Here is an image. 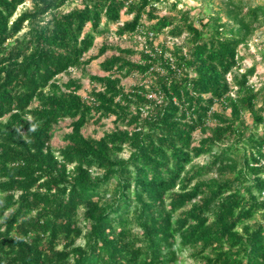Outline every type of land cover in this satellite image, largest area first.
Masks as SVG:
<instances>
[{"label":"trees","instance_id":"1","mask_svg":"<svg viewBox=\"0 0 264 264\" xmlns=\"http://www.w3.org/2000/svg\"><path fill=\"white\" fill-rule=\"evenodd\" d=\"M206 1L0 0V264H264V0Z\"/></svg>","mask_w":264,"mask_h":264},{"label":"rangeland","instance_id":"2","mask_svg":"<svg viewBox=\"0 0 264 264\" xmlns=\"http://www.w3.org/2000/svg\"><path fill=\"white\" fill-rule=\"evenodd\" d=\"M172 0H168V2L160 3L157 5V11L159 14H163L167 12L169 3ZM219 0H210V6L217 7ZM73 5V4H72ZM30 2L26 1L20 9L29 7ZM184 8L190 9V12L193 16L197 14H202L207 9V1L206 0H180L178 5ZM67 6L65 8L68 9ZM125 18L122 17V19ZM114 29V26H111ZM161 38V37H160ZM159 38V39H160ZM264 27H260L255 31L252 38L249 40L247 46H242L239 48V55L242 56L241 67L246 68L251 64H255V73L251 76L250 81L255 85L259 86L262 82H264ZM141 38L137 35L135 36H123L117 37L112 32H109L105 35L99 36L95 38L94 47L89 51V53L94 54L96 52V47H98L101 43L107 44H117L119 46H135L137 48L140 47ZM107 54H110L107 53ZM105 57V55H101L100 57L92 60L86 67L85 70L91 74H103V72L99 68V62ZM69 76L72 77H80V70L71 69L69 72L63 73L59 75L61 80H66ZM134 81L133 78L127 77L122 80V84L128 86ZM82 89L80 90L82 95H85L86 92L90 89V84L87 78L81 79ZM245 121L250 124L251 118L248 113L244 115ZM111 119L108 118L103 120L100 125L89 124L83 128V132L85 134H90L95 137H98L102 134L103 131L111 128ZM68 123L69 119H65L61 121L59 125L56 127L53 138L51 139V145L54 147L61 146L63 144V134L68 131ZM126 155L127 152H124ZM204 160V157H199L197 161L201 162ZM178 264H196L194 259L189 255V250H182L179 253V261Z\"/></svg>","mask_w":264,"mask_h":264},{"label":"built area","instance_id":"3","mask_svg":"<svg viewBox=\"0 0 264 264\" xmlns=\"http://www.w3.org/2000/svg\"><path fill=\"white\" fill-rule=\"evenodd\" d=\"M227 79L230 80L231 79V76L230 74L227 75Z\"/></svg>","mask_w":264,"mask_h":264}]
</instances>
